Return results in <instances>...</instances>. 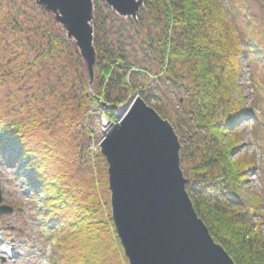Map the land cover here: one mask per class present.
I'll use <instances>...</instances> for the list:
<instances>
[{"label": "trees", "instance_id": "16d2710c", "mask_svg": "<svg viewBox=\"0 0 264 264\" xmlns=\"http://www.w3.org/2000/svg\"><path fill=\"white\" fill-rule=\"evenodd\" d=\"M9 3L10 6L2 3L3 8H0V91L5 93L3 99L0 95V166L10 167L14 159L25 158L27 168L34 172L29 180L33 194H44L50 210L67 211L78 220L76 239L83 236L86 244H90L101 228L109 226L114 230L111 216L102 217L106 208L102 209L97 203L98 197L93 189L84 191L78 183L67 187L60 175L51 172L50 161L58 155L53 147L56 141L61 142L55 138V133L58 132L56 119L60 118L62 111L45 110L46 95L35 84L31 87L32 83L27 79L31 71L35 72L36 66L51 59L67 42L63 36L51 33L47 28L38 30V33L32 28L38 37L34 39L27 35L26 39H18L19 43L23 40L28 43V50L19 52L10 39L22 31L21 20L33 18V12L31 15L29 10L36 9L29 0H22L21 4L18 0H9ZM94 6V48L99 83L95 97L86 84L82 97L77 100L78 105L74 107L76 116L65 117L66 121L71 120L68 131L71 133L78 127L83 136H89L88 128L83 127L84 121L95 105L99 107V99L110 106L102 111L111 120L116 119L117 108L124 102L123 96L138 91L149 104L152 96L148 93L150 83L159 87L171 82L176 86L175 65H188V77L194 85L189 94L191 116H178V121L173 123L182 144L181 163L184 165L193 148L199 152L197 164L186 170L187 192L199 217L235 264H264V232L261 227L264 222L257 224L253 221L255 217L264 216L262 203H255L253 199L246 203L241 188L255 160L237 156L240 134L236 127L232 128L249 115L241 93L248 43L246 34L236 27L230 0H146L137 20L119 18L102 0H95ZM152 19L153 26H160L163 32L162 37H147L150 44L157 38L161 52L162 62L157 75H152L144 66L128 62L125 56L127 42L134 41L133 36L140 34L144 23ZM115 35L119 37L120 41L117 39L118 44H115L120 50L112 44L111 37ZM39 37L42 41L35 47L32 39L37 42ZM38 51L40 55L37 54L32 61L17 66L23 54L30 56ZM131 78L137 79L135 86L126 82ZM117 88L120 96L114 98L112 93ZM122 90H126L125 94ZM48 91L53 93L52 88ZM70 96L73 102L78 95ZM64 100L66 107L72 109L70 100ZM153 108L173 122L160 106ZM60 138L65 137L60 135ZM86 141L73 155L80 165L87 160ZM13 144L19 145L20 150L10 155L8 149ZM97 157L105 162L100 154ZM116 242L119 243L118 239ZM82 259L83 264L101 262L94 252L91 257ZM68 260L70 264L78 263L73 256Z\"/></svg>", "mask_w": 264, "mask_h": 264}, {"label": "rangeland", "instance_id": "374dc122", "mask_svg": "<svg viewBox=\"0 0 264 264\" xmlns=\"http://www.w3.org/2000/svg\"><path fill=\"white\" fill-rule=\"evenodd\" d=\"M29 1L36 10H29L31 15L33 12V18L21 20L20 27L22 28V31L17 33L16 37L12 36L10 39L12 40L11 42L13 43L14 47L17 48L21 53L28 50L26 47L28 43L24 40L20 41L19 43L18 39H26L27 35L34 39L35 37H38L36 36L37 34L32 31V28L37 29L34 30L36 33H38V30L40 32V30L43 28H47L51 31V33L54 32L57 35L59 34L60 36L65 37L67 42L66 45L60 47L53 54L51 59H49L47 62L40 63L38 66H36L35 72L31 71L27 75V79L32 83L30 86L34 87L35 84V86L40 87L43 91V94L46 95L43 104L45 110L48 112L62 111L60 118L56 119V123H58V132L57 135L55 133V138L59 139L61 142L58 144L56 141L53 147L55 153H58V155L50 161L51 172L60 175L64 185H67V187H69L71 184L78 183L84 191L90 188L93 189L92 192L98 197L97 203L102 209L103 207L106 208L105 213H102V217L103 215L109 216L111 214V194L108 189V166L106 162H103L102 160H98L96 164L93 161L82 165L79 164L73 155L77 152L79 146L84 144L88 137L83 136L82 133H80V129L78 127L74 128L70 133L68 131V124L70 125L71 120L69 119L66 121L65 119L66 116H69L70 118L76 116L74 107L78 105L77 100L79 97H82V91L86 88V84L89 89L90 83L86 59L84 56H82L79 47L76 45V41L74 42L73 40L68 39L67 33L64 29V24L68 23L69 25H73V23L69 22L67 14L64 16L65 19L62 20L63 22H60L57 15L53 14L51 16L50 12H47L43 7H41L36 2V0ZM18 2L21 4L22 0H18ZM48 2L52 7L58 3L56 0H48ZM93 2L95 3V0ZM230 2L232 4V15L241 14L245 11V9H247L250 14L256 17L254 21L257 22L253 39L249 40L253 48H255V46L257 47L256 53L251 55L249 58L254 64L253 66L255 68L251 67L250 71H248L247 69L244 70L243 65L241 75V93L245 97V103L248 105H253L255 110H257V115L261 116L257 117L256 121L243 119L239 122H236V125L232 127H236L238 133L240 134L241 145L237 156L240 155V157L244 158L245 160L254 159L256 164L259 166V171L252 169L253 172L247 173L246 181L243 185H241L243 190L242 199L246 203H249L252 200V194L262 193V195H264V0H230ZM2 3H5V6H10L9 0H0L1 9L3 8ZM228 6L229 5L226 3V7ZM110 8L111 10L113 9V7ZM114 13L119 18L126 19L121 15H118L116 12ZM240 17L237 19L234 18L236 21V27H238V29L242 32H246V28L248 27L247 23L242 21ZM133 20L136 19L133 18ZM153 23V19L150 20L149 23L145 22L143 31L139 32L140 34L137 36H133L134 41L127 42L128 47L126 49L125 56L128 62H132L133 64H137L139 66H144L151 71L152 75H157L160 71V63L162 62V56H160L161 52L158 50L157 38L154 39L155 42H153V44H150L147 40V37L149 35L154 38L158 35L162 37L163 32L160 30V26L154 27ZM92 26L95 30L93 22ZM136 30L133 32H136ZM132 34L134 35V33ZM116 36L117 35L111 37V40H113L112 44L115 45L117 50H120L119 46L116 45L118 44L116 40L119 37ZM34 39H32L33 43H35V47H38L36 43L39 42L40 44L42 39L39 37L37 42H35ZM93 45H95V42ZM4 54L6 53L4 52ZM37 54L40 55V52L38 51L33 54L31 53L30 56L28 54H23L19 58L17 66H25V64L29 61H32V59L35 58ZM1 58L0 62L2 61ZM246 62L247 61L245 59V67ZM175 69L176 74L174 81L177 83L176 86H174L171 82H166L164 85H160L159 87L154 85V83H150L151 89L148 91V93L152 95L149 105L152 107L160 106L164 114L172 118L173 122L170 121L172 124L178 121V116H191L189 94L190 90L192 91L194 87L192 81L188 77V65L184 63H177L175 65ZM1 70L2 68L0 71ZM136 80V78H131L126 82L130 84V86H135L137 84ZM98 83V73L97 69L95 68L92 86L93 93L97 91ZM140 83L145 85L144 81H140ZM49 88L53 89V93L48 91ZM122 91V94H125L124 92L126 90ZM70 94L78 95L75 101L71 102ZM137 94L138 91H135L128 95V97L123 96L124 102L117 109L118 114H122L124 111H127L129 105ZM0 95L1 99H3L5 93L0 91ZM112 96L114 98L120 96V91L118 88L113 91ZM233 97L236 98L237 95L234 94ZM64 98L66 100H70V104L73 106L72 109L66 107ZM99 110L100 108L95 105L94 108L87 113L83 126L84 128L88 126L91 136L92 134L95 135L93 143L96 145L101 140L102 119L101 115L99 114ZM60 135L64 136L65 138H60ZM86 143H88V140ZM66 152H68V154ZM198 161L199 152L193 148V150H190L189 155H187L184 165L182 164L186 178H188L186 170L194 167ZM5 177L6 178L2 182V185L5 188V193L3 195L5 198L4 204H18L22 211H20L19 214L16 213L3 215L1 221L3 226L6 228H9L7 225L10 224L11 231L6 233V237L10 240H12V238L15 239V237L19 239L15 240L20 252L17 253L16 257H18H15L14 260L6 261V263L0 262V264H34L31 259L28 258L30 255L27 257L30 249L35 251L37 258L41 257V260L38 264H49L50 261L48 258H50V260L53 258V254L56 249V237L54 236L52 238L55 242L54 247L50 251H47L45 249V244L52 245V239L51 237L50 239H44L42 237V232L40 229L38 230L35 217L36 210L33 209L32 203L25 200V198L22 197L19 191L15 188V185L10 180L8 173L5 175ZM95 183H98V186ZM94 184L97 188L94 186ZM239 209H241V207H239ZM241 210H244V208ZM261 220L263 219L260 217L253 218L254 223L257 224L261 223ZM261 227L262 231L264 232V226ZM70 235H72V233L67 236ZM95 237L96 239L90 242V244H86V239L83 238V236H79L77 239L73 240L74 242H71L67 238L68 243L65 244V242H62V246L64 250H68L71 254H73V257L78 260L77 264H83L82 257H91L93 252L97 256V259L101 261L98 264H128L122 255L121 246L116 242L117 237L113 228L109 226L106 228L103 227L99 233H96ZM44 240L47 242L45 243ZM59 247L60 246H58L57 249L61 252L62 249H59ZM26 249H28V251H25ZM43 249L44 251H42ZM60 264L70 263L69 260L62 259Z\"/></svg>", "mask_w": 264, "mask_h": 264}, {"label": "water", "instance_id": "95a60500", "mask_svg": "<svg viewBox=\"0 0 264 264\" xmlns=\"http://www.w3.org/2000/svg\"><path fill=\"white\" fill-rule=\"evenodd\" d=\"M40 1V2H39ZM36 0L64 24L86 59L89 91L97 68L94 0ZM137 20L146 0H103ZM42 3V4H41ZM101 154L108 164L111 215L129 264H235L199 217L187 192L175 128L136 96L123 120L106 126Z\"/></svg>", "mask_w": 264, "mask_h": 264}, {"label": "clouds", "instance_id": "9594fccd", "mask_svg": "<svg viewBox=\"0 0 264 264\" xmlns=\"http://www.w3.org/2000/svg\"><path fill=\"white\" fill-rule=\"evenodd\" d=\"M252 199L255 203H264V195H261L260 193L252 194Z\"/></svg>", "mask_w": 264, "mask_h": 264}, {"label": "bare ground", "instance_id": "6f19581e", "mask_svg": "<svg viewBox=\"0 0 264 264\" xmlns=\"http://www.w3.org/2000/svg\"><path fill=\"white\" fill-rule=\"evenodd\" d=\"M125 113H126V111H124V112L121 114V116H123Z\"/></svg>", "mask_w": 264, "mask_h": 264}]
</instances>
